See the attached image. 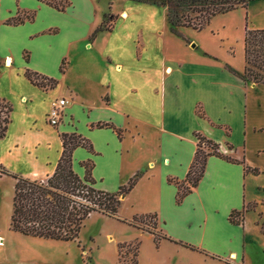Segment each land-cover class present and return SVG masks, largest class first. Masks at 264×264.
<instances>
[{"label":"crops","instance_id":"obj_1","mask_svg":"<svg viewBox=\"0 0 264 264\" xmlns=\"http://www.w3.org/2000/svg\"><path fill=\"white\" fill-rule=\"evenodd\" d=\"M70 1L68 9L58 11L38 0H0V12L5 10L0 37L7 41L0 55V100L12 106L7 131L0 138V165L45 179L61 155V134H79L91 146L73 149L72 167L82 177V162L90 159L95 187L115 191L140 173L121 197L120 218L155 213L167 236L193 246L167 238L155 243L148 231L105 215L124 235L109 236L115 248L112 264H120L118 244L136 239L138 264H246L247 256L257 252L254 244L264 236L259 221L264 220V83L244 80L232 70H244L246 26L264 29V0L216 14L222 15L227 29L234 22V29L225 38L211 35L214 49L173 34L163 6L135 0H123L129 17H118L111 29L92 37L104 11H97L92 1L88 11L81 12L76 0ZM31 11L33 21L4 23ZM40 12L43 25L32 26ZM56 13L71 14L67 21L77 61L60 60L57 37L66 31L44 19ZM158 13L162 28L153 21ZM16 42L14 57L9 50ZM26 68L56 78L57 84L38 87L25 77ZM60 97L67 103L59 124L52 126L47 113ZM197 106L204 115L197 113ZM102 122L120 134L113 127L96 125ZM196 133L215 142L221 155L207 157L201 179L177 202L178 186L168 178L185 179L197 148ZM2 177L14 184L12 177ZM253 202L255 207L247 209ZM243 207L242 222H230L229 213Z\"/></svg>","mask_w":264,"mask_h":264},{"label":"trees","instance_id":"obj_2","mask_svg":"<svg viewBox=\"0 0 264 264\" xmlns=\"http://www.w3.org/2000/svg\"><path fill=\"white\" fill-rule=\"evenodd\" d=\"M58 11H65L70 5V0H38ZM152 3L165 7L166 19L169 30L183 37L180 27H191L195 30L203 29L211 18L220 13H225L239 6L246 7L250 0H151ZM35 12H24V15H14L7 18L4 23L18 25L26 21H33ZM102 28L96 27L91 36ZM244 70L239 73L232 70L244 80L264 83V29H252L246 26L244 34ZM26 60V59H25ZM60 70H64L63 61ZM24 75L38 87L48 89L57 84V79L46 76L26 68ZM5 101V102H2ZM4 103V104H3ZM6 108L2 113L0 109V138H2L10 122L12 110L11 103L5 99L0 100V105ZM197 113L204 115L199 106ZM98 126L113 127L107 122L97 123ZM117 134L120 130L113 127ZM198 142L194 158L182 181L168 178L178 186L176 201L179 202L185 194L197 185L201 179L206 159L209 155H221L217 144L199 133L195 134ZM62 152L53 173L45 179H34L22 174L11 172L0 165V176L8 175L14 179L12 207L10 214V228L26 236L59 240L75 241L79 237L85 220L93 212L102 213L109 217L118 218L129 225L143 229L153 234L155 243L167 238L171 241L193 247L170 236L161 228H157V215L146 213L135 215L131 219H123L118 215L121 197L134 185L140 173H135L126 184L119 186L115 191H106L95 187V180L91 175L92 161L82 162L85 167L84 176H79L72 167V151L77 146L90 149V144L81 135L76 133H63ZM228 158V157H226ZM246 171L256 173L257 169L245 167ZM246 207L232 210L228 219L232 223L242 222ZM124 243H119L122 247ZM136 253L131 263L137 264V251L140 245L135 241ZM120 262V261H119Z\"/></svg>","mask_w":264,"mask_h":264},{"label":"rangeland","instance_id":"obj_3","mask_svg":"<svg viewBox=\"0 0 264 264\" xmlns=\"http://www.w3.org/2000/svg\"><path fill=\"white\" fill-rule=\"evenodd\" d=\"M4 3L8 0H3ZM92 1L99 6V10H103L104 13L100 17V24L97 27L102 28V30L111 29L118 17H129V15L124 12L122 7L123 0H76L77 10L81 12H87L89 9V4ZM139 2H144V4L152 3L151 0H135ZM155 4V3H153ZM149 8V7H148ZM68 9V8H67ZM165 9V7H164ZM4 9L0 12V18L3 17ZM26 13V12H25ZM100 13V12H98ZM128 13V12H127ZM41 14L40 17L36 19L35 22L30 23L32 26L41 27ZM71 15L70 13H66ZM19 15H24V13H19ZM64 13H56L55 16L45 17V21L49 23H57L60 25L62 32L57 38L60 47L59 55L66 57L70 62L77 61V57L74 52V42L71 41L72 38V27L67 21L68 16ZM85 16V15H84ZM222 15H214V19L200 31L195 30L191 27H180V31L184 29L183 39L188 40L186 36L190 38L189 43L197 46H204L209 49H214L211 35L217 37V33L223 38L230 36L231 30L234 29V22L231 23L229 29L225 28L222 24ZM212 17V18H213ZM166 19V10H165ZM154 23L156 22L160 28H162V17L158 13L157 16L153 18ZM167 22V19H166ZM1 24V21H0ZM129 24V23H127ZM29 26L28 28H33ZM85 28V27H84ZM167 28L169 29V23L167 22ZM28 29V30H29ZM174 34V33H173ZM176 35V34H175ZM178 36V35H177ZM21 35L17 34V39H20ZM194 39V40H192ZM232 39V38H230ZM7 41L0 37V55L4 53L7 48L5 46ZM72 42V43H71ZM233 42L235 40L233 39ZM28 44V42L25 41ZM17 42L9 50L14 57L18 56L15 54ZM232 43L231 45H235ZM236 46V45H235ZM23 59H28V53L26 50L22 52ZM58 55V56H59ZM63 59V66H66L67 59ZM38 59L33 60L37 63ZM59 60V62H60ZM61 61V62H62ZM9 65V63H7ZM5 102V101H2ZM4 104V103H3ZM1 104L0 109L2 113L5 112V106ZM231 159H233L231 157ZM14 180V179H13ZM13 185L10 178L2 177L0 178V264H112L113 256L115 253L114 242L109 239L110 234L115 236V238H121L124 235L120 228H116L111 222L108 221V217L101 215L98 212L91 213L89 217L85 220L84 226L81 228L79 237L75 241H59L50 240L37 237H31L23 235L19 232L13 231L10 228V214L12 207V194ZM264 203V202H263ZM257 203H248L247 209L254 208ZM261 215V214H260ZM261 225L264 226V220L259 219ZM128 224V223H127ZM131 226V225H130ZM157 228H160L159 221L157 222ZM143 230V229H142ZM135 241L139 239L123 242L122 247H118V259L121 263H131L134 259L136 253ZM255 245L256 253H252L245 259L246 264H264V236L261 240H257ZM138 252V251H137ZM139 262L137 261V264Z\"/></svg>","mask_w":264,"mask_h":264},{"label":"built area","instance_id":"obj_4","mask_svg":"<svg viewBox=\"0 0 264 264\" xmlns=\"http://www.w3.org/2000/svg\"><path fill=\"white\" fill-rule=\"evenodd\" d=\"M66 103V99L63 97L54 100L47 113V121L50 125L57 126L59 124Z\"/></svg>","mask_w":264,"mask_h":264}]
</instances>
